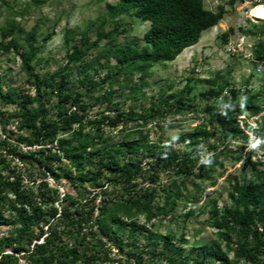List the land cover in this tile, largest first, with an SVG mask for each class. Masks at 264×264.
<instances>
[{
  "label": "trees",
  "instance_id": "obj_1",
  "mask_svg": "<svg viewBox=\"0 0 264 264\" xmlns=\"http://www.w3.org/2000/svg\"><path fill=\"white\" fill-rule=\"evenodd\" d=\"M240 1L243 0H227V4L233 6ZM257 2L255 0L253 5ZM107 8L113 16L127 14L148 22L141 49L124 45L113 52L117 63L140 72L154 64L173 61L185 48L199 41L202 31L218 24L225 13L222 6L216 10L206 8L204 0H119L115 4L107 3ZM12 26L1 32V52L19 48L16 38L5 40L12 35ZM228 35L229 31H224L221 36L225 39ZM103 36L97 34L98 38ZM49 37H42L41 41ZM27 40L29 53H19L26 71L30 70L36 55L37 47L33 45L37 40L36 32L31 31ZM253 52L255 57L262 58L264 44L257 42ZM83 55L82 47L74 45L69 59L78 61ZM205 82L211 86L202 93L206 100L218 97L229 86V80L220 73ZM32 85L34 95L20 97L13 113L18 128L27 132V135L20 133L16 141L29 148L23 152L16 146H7L6 142L0 144V220L13 227L0 236V264H21L15 253L7 251L9 248L24 251L21 255L25 264H145L140 253L148 245H142L139 250L138 240L146 226L136 217L145 214L155 218L174 212L184 195L186 182L195 184L191 179L194 167L198 174L210 178L214 167L222 165L215 154L197 164L192 154L194 150L179 153L164 149L142 134L145 124L152 118H164L173 106L178 111L192 108L188 97L194 87L190 79L181 90L158 95L159 102L165 105L163 109L152 107L151 112L144 113L129 109L102 119L87 117L81 96L67 89L62 69L43 79L36 75ZM228 92L221 107L205 105L222 142L246 136L244 124L240 125L237 116L244 112L257 115L262 111L260 102H256L260 97L258 93L239 95L234 88H229ZM46 94L56 98L50 109L43 101ZM110 94L111 91L105 92L103 98H109ZM9 97L10 93L3 90L0 83V99H11ZM170 99L172 104L168 103ZM127 122H135V125L124 138L113 142L104 126L117 127ZM247 127L255 136L262 132ZM211 135L208 130L200 129L187 138L195 145L202 137ZM217 148L213 146L214 150ZM15 157L23 165L26 162L40 165L56 182L66 180L74 193H60L45 178L36 181L29 176L27 182L21 169L9 165V160ZM236 159H241V152ZM143 160L156 171L172 172L174 178L159 189L151 181L152 185L137 190L138 178L148 172L142 167ZM59 162L65 163L61 166ZM247 162L254 172L258 165H264V162ZM252 175L231 184V206L220 208L217 201L211 199L210 224L218 230L219 241L201 244L198 254L192 258L196 264L201 254L212 259L211 264H238L240 261L264 264V258H258L264 249V180L257 173ZM186 214L190 216L192 212ZM175 237L174 233L167 232L154 233L146 239L150 241L147 244L160 246L166 264L181 261L187 264L191 252L185 260L183 234L180 236L183 243H176ZM222 244L228 248L235 246L234 262L223 251ZM112 248H116L118 259H113Z\"/></svg>",
  "mask_w": 264,
  "mask_h": 264
},
{
  "label": "rangeland",
  "instance_id": "obj_2",
  "mask_svg": "<svg viewBox=\"0 0 264 264\" xmlns=\"http://www.w3.org/2000/svg\"><path fill=\"white\" fill-rule=\"evenodd\" d=\"M118 1L0 0V41L1 32L7 31L13 24L12 35L5 40L14 37L19 45L18 50L0 51V83L11 98L0 99V144L6 142L7 146H16L23 152L29 148L25 143L16 141L20 133L27 135V132L18 128V120L13 117V113L20 97L34 95L32 79L36 75L43 79L62 69L67 89L73 95L81 96V103L86 105L87 117L92 119L113 117L117 112L125 113L129 109L140 113L151 112L152 107L160 106L163 109L165 105L159 102L158 95L179 91L190 79V84L194 87L188 97L192 108L178 111L173 106L164 118H152L145 124L141 128L142 134L164 149L179 153L194 150L192 154L197 164L215 154L222 165L214 167L210 178L198 174L194 167L191 179L195 184L186 182L184 195L174 212L155 218L139 214L136 220L146 226L138 240L139 250L142 245H148L140 253V259L145 264H166L160 254V246L155 243L147 244L150 241L146 237L167 232L176 235V243H183L180 240L183 234L186 242L183 244L185 253L182 257L186 260L185 256L191 252L187 264H196L192 258L198 254L200 245L219 241L218 230L210 224L213 208L211 199H215L220 208L231 206L229 193L233 182L242 180L243 176L251 178L254 173L264 180V165H258L254 172L250 171L247 162H264V54L262 58H257L253 52L257 42L264 44V0H258L256 5H253L255 0H243L233 6L228 5L227 0H204V6L208 9L224 7L225 13L219 23L202 31L199 41L185 48L173 61L154 64L144 72L123 66L113 57L116 47L130 45L141 49L144 46L143 35L149 25L147 21L131 15H111L107 3L115 4ZM31 31L37 34V40L33 44L37 50L30 70L26 71L19 53H29L27 36ZM224 31H229L225 39L221 36ZM98 33L104 36L98 38ZM47 35L50 37L42 42V37ZM74 45L82 47L84 52L78 61L69 59ZM216 73L229 80L228 89L223 90L218 97L206 100L202 93L211 86L205 80L214 77ZM229 88L238 89L239 95L259 94L256 102H260L262 111L257 115L244 112V115L236 117L237 121H242L244 116L248 118L251 123L249 127L262 131L258 133L259 136L253 134L246 122L243 125L248 130L245 131V137L222 142L205 105L221 107L223 99L229 94ZM110 91V99L103 98V94ZM55 100L53 94H46L43 98L49 109ZM168 103L172 104L173 100L170 99ZM122 125L104 126L113 142L124 138L135 122ZM200 129H206L212 135L202 137L198 144H190L188 135ZM213 146L218 148L214 150ZM240 152L241 159L237 160ZM64 163L59 162V165ZM147 163L146 160L142 162L143 169L148 172L138 178L137 190L152 185L151 181L159 189L174 178L172 172L156 171ZM9 165L21 169L27 182L29 176L36 178V181L45 178L60 193H74L69 182L64 179L56 182L35 162L23 165L15 157L9 160ZM188 211L192 212L190 216H186ZM4 214L8 216L7 211ZM12 230L13 227L5 220H0V236ZM234 248V245L228 248L222 244L223 251L227 252L228 258L233 262ZM7 251L15 253L20 258L19 263H26L21 255L24 251L16 252L12 248ZM116 251V248H112L113 259L120 257ZM258 258H264V249ZM198 262L211 264L212 259H206L201 254ZM177 264H186V261ZM238 264L244 262L240 261Z\"/></svg>",
  "mask_w": 264,
  "mask_h": 264
},
{
  "label": "clouds",
  "instance_id": "obj_3",
  "mask_svg": "<svg viewBox=\"0 0 264 264\" xmlns=\"http://www.w3.org/2000/svg\"><path fill=\"white\" fill-rule=\"evenodd\" d=\"M237 117H238V116H237ZM238 121L241 122V123H240L241 125H243V124L246 123V122L249 124V126L251 125L249 119L246 118L245 116H244V118H243L242 121H240V120H238ZM245 131L247 132L248 130L245 129Z\"/></svg>",
  "mask_w": 264,
  "mask_h": 264
},
{
  "label": "built area",
  "instance_id": "obj_4",
  "mask_svg": "<svg viewBox=\"0 0 264 264\" xmlns=\"http://www.w3.org/2000/svg\"><path fill=\"white\" fill-rule=\"evenodd\" d=\"M259 61V59H257Z\"/></svg>",
  "mask_w": 264,
  "mask_h": 264
}]
</instances>
